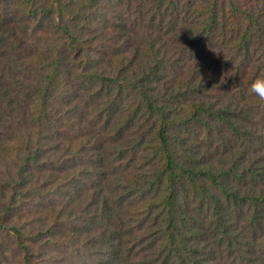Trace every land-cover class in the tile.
Segmentation results:
<instances>
[{
  "label": "trees",
  "instance_id": "obj_1",
  "mask_svg": "<svg viewBox=\"0 0 264 264\" xmlns=\"http://www.w3.org/2000/svg\"><path fill=\"white\" fill-rule=\"evenodd\" d=\"M257 76L264 0H0V264H264Z\"/></svg>",
  "mask_w": 264,
  "mask_h": 264
},
{
  "label": "clouds",
  "instance_id": "obj_2",
  "mask_svg": "<svg viewBox=\"0 0 264 264\" xmlns=\"http://www.w3.org/2000/svg\"><path fill=\"white\" fill-rule=\"evenodd\" d=\"M250 90L264 99V76H257L250 84Z\"/></svg>",
  "mask_w": 264,
  "mask_h": 264
},
{
  "label": "rangeland",
  "instance_id": "obj_3",
  "mask_svg": "<svg viewBox=\"0 0 264 264\" xmlns=\"http://www.w3.org/2000/svg\"><path fill=\"white\" fill-rule=\"evenodd\" d=\"M59 250H61V248Z\"/></svg>",
  "mask_w": 264,
  "mask_h": 264
}]
</instances>
